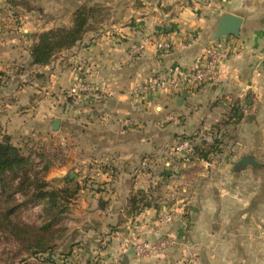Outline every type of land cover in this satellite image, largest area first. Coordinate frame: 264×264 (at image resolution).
Here are the masks:
<instances>
[{"label":"crops","instance_id":"obj_1","mask_svg":"<svg viewBox=\"0 0 264 264\" xmlns=\"http://www.w3.org/2000/svg\"><path fill=\"white\" fill-rule=\"evenodd\" d=\"M23 1L24 7L0 0V134L10 136L24 152L32 141L65 137V158L43 164L49 182L79 171L72 183L78 186L75 227L62 237L64 249L75 253V263L169 264L178 261L185 247L194 252L208 250V245L222 251L214 263L264 264V183L237 180L242 170L259 164L225 175L218 193L208 194L217 206L211 205L207 214L202 198L168 197L178 185L189 183L184 168L191 166L187 158L176 155L174 144L181 135L206 125L210 117L217 119L216 100L222 95L241 93L257 82L258 65L264 61V0H213L199 10L187 0ZM99 4L110 12L108 20L100 26L93 23L47 64H32L30 49L40 31L70 26L79 6ZM223 13L242 17L240 32L214 40L210 29ZM250 27L256 30L245 35ZM155 37L171 40L172 50H157L151 42ZM143 41L142 52L128 58L129 49ZM209 42L228 50L215 82L176 93L137 89L143 81L191 69ZM77 80L99 89L73 95L69 89ZM182 94L186 96L179 104ZM56 118L57 130L52 128ZM138 191L144 204L131 212L128 198ZM216 212L223 226L222 243L192 239L196 224ZM165 215L172 220L163 221ZM198 230L204 235L209 228ZM130 231L140 240L164 232L176 236L178 256L144 260L130 248L120 256ZM92 254L97 255L96 262Z\"/></svg>","mask_w":264,"mask_h":264},{"label":"rangeland","instance_id":"obj_2","mask_svg":"<svg viewBox=\"0 0 264 264\" xmlns=\"http://www.w3.org/2000/svg\"><path fill=\"white\" fill-rule=\"evenodd\" d=\"M186 3L195 10H199L202 7L201 4H193L191 0H187ZM99 5L102 7V4ZM14 13L19 14L18 11H14ZM102 13L99 21L94 24L95 26H100V23L109 19L110 12L108 10H103ZM214 30L215 27L210 29V31ZM255 30V27H250L246 30L245 35L251 34L252 31ZM258 69L261 72L258 74L257 82H254V86L247 90L244 89L238 94L230 93L229 97L222 95L220 100L219 98L216 100L218 102L216 105L218 108L214 110V116L217 118L216 120L210 117L206 125L197 128L194 133L181 135L179 140L174 144L175 146L173 145L175 148L183 141L188 142V147L183 151H178L176 155L184 159L187 158L191 166L189 168H184L187 170L189 183L185 186L178 185L174 189V193L168 196L169 199L175 200L185 195H188L185 200L192 198L193 201H198L202 198L204 204H206L205 214H207L208 208L215 204L208 194L212 192L218 193L223 184L222 182L226 179L225 175L232 176L236 175L237 172H241L242 168L235 170L232 164L235 160L238 161L242 155H247L255 159L258 161L259 166L251 170H242L241 173L243 176L240 173L237 180L244 183L245 181L257 179L260 185L264 183V61L258 65ZM255 84H258V88H255ZM73 97L74 96H72V98ZM0 135L2 136V134ZM214 139H216L217 142L207 158L198 157L196 154L197 149L208 148ZM67 148L68 145L65 137L57 138L55 136L49 140L30 142L27 148L24 149V153L30 156V164L27 165V171L30 177L35 176L48 181V179H45L46 170L43 162H48L50 158L59 160L64 159L65 156L63 154L66 153ZM183 152L187 153L186 157L182 154ZM187 162L188 161H186V163ZM228 162L231 164L225 171L223 165ZM234 171L236 173H234ZM72 173L75 175L72 178H76L79 171L76 173L71 172L70 174ZM57 179L58 178H54L50 180L53 187L66 186L62 180L59 179L60 181H58ZM16 182V179L9 182L6 193L1 196V201L4 208L18 205L17 209L12 214V219L20 225L19 227L22 232L21 237L24 240H17L7 230H0V264H51L39 258L47 257L46 254L38 257L32 256L30 251L33 249L30 248L29 244L33 243L35 237H38V239L43 240V243L48 247L57 246V250H66L63 246L64 238L62 239V237H66L67 234L73 232L75 227V217L73 213L76 208L75 200L77 196H74L73 199L68 202H64V204L62 203L61 208H63L64 211L56 212L55 216H53L55 211L45 212L43 209V202L34 203L32 200H29L30 188L24 187L21 191H14ZM70 185L72 186L73 184ZM182 186H184V188H182L183 190L180 188ZM80 188L81 186L79 185V189ZM215 206H217V203ZM52 218L54 219L52 226L48 229L41 228L46 221ZM171 220L172 218L167 222ZM184 223H187V227L190 225L187 220H184ZM195 227L198 229L209 228V231L203 235L200 230L194 229L195 234H193L192 239L199 240L205 244L208 243V239L218 244L221 242L219 234L223 226H219V216L217 212L211 219H205L204 222H200V226L196 224ZM134 234V232L130 231L127 237L139 239L135 236L136 234ZM243 238L244 237L241 239ZM160 239H168L170 243L166 248L158 251L156 254H135L138 259L146 260V258L155 257L168 258L176 254V247L180 245V239L169 233L164 232L157 235L155 238H143L142 240L152 241ZM207 247L210 249L194 252L186 250L187 248L185 247V250L178 253V255L181 256L178 261L174 259L175 261L173 260V262L169 264H218L214 263L212 260L217 256H222V251H217L216 249L218 248L214 249V246L209 247L207 245ZM73 254L75 255V253ZM73 254L70 258V263L76 264ZM119 254L122 256L124 252ZM96 256V254H92L91 260L96 262ZM209 258L211 261L208 260ZM53 259L57 258L53 257ZM122 261L123 259L121 258L120 262ZM142 263H147V261H143ZM221 264H224L223 261Z\"/></svg>","mask_w":264,"mask_h":264},{"label":"trees","instance_id":"obj_3","mask_svg":"<svg viewBox=\"0 0 264 264\" xmlns=\"http://www.w3.org/2000/svg\"><path fill=\"white\" fill-rule=\"evenodd\" d=\"M7 2L11 6L19 5V3L23 7L26 5V1L23 0H7ZM103 10H105L104 7L100 5H81L75 10L70 26H58L39 32L30 49L32 64H47L56 53L73 46L81 39L89 26L99 21ZM216 142L217 140L214 139L208 148L197 149L198 157L207 158ZM29 164L30 156L25 154L21 147L13 144L10 136L2 135L0 138V230H7L17 240L22 241L24 239L21 237L20 225L12 219V214L18 205L4 208L1 201V196L6 193L9 182L16 179L14 191H21L24 187L30 188L29 200L34 203L43 202L45 212L55 211L53 216L56 212L64 211L61 204L70 201L78 190L77 185H70L74 182V178L68 175L62 179L66 186L57 188L53 187L49 181L35 176L30 177L27 171ZM141 198L142 195L139 191L128 198L131 212H135L140 205L144 204ZM53 222L54 219L52 218L46 221L41 228L48 229ZM29 246L33 249L30 251L32 256L47 255L45 258L39 257L42 261L51 264H71L72 250H57V246L48 247L38 237H35ZM53 257L58 260L53 259Z\"/></svg>","mask_w":264,"mask_h":264},{"label":"built area","instance_id":"obj_4","mask_svg":"<svg viewBox=\"0 0 264 264\" xmlns=\"http://www.w3.org/2000/svg\"><path fill=\"white\" fill-rule=\"evenodd\" d=\"M193 4L208 6L213 0H191ZM154 47L161 52H169L174 44L171 40L162 37H155L151 40ZM145 48V41L134 44L128 51V58L135 57ZM228 57V50L222 46L209 42L202 50L198 63L189 70H180L175 74L163 78L141 82L137 89L144 93L156 91L178 92L180 90H194L202 85L211 84L216 81L219 75V64ZM98 86L82 80H77L69 89L71 94L93 93ZM188 147V142L183 141L177 145L175 151H183ZM170 215H165L162 220L169 221ZM121 252L126 253L133 248L135 254H156L166 248L170 241L168 239L145 241L135 237H125Z\"/></svg>","mask_w":264,"mask_h":264},{"label":"water","instance_id":"obj_5","mask_svg":"<svg viewBox=\"0 0 264 264\" xmlns=\"http://www.w3.org/2000/svg\"><path fill=\"white\" fill-rule=\"evenodd\" d=\"M241 23H242L241 16L233 13H223L221 16L216 18V26L214 32L212 33V39H217L222 35H232L237 37L240 32ZM185 96L186 94H182L177 102L181 104ZM58 125H59V119L56 118L52 122V128L56 130L58 129ZM250 163L258 164V161L247 155H242L240 159L236 161V163L234 164V169L238 170L241 167H244ZM68 176L72 178L75 175L68 174ZM130 249L131 251L134 252L132 247Z\"/></svg>","mask_w":264,"mask_h":264}]
</instances>
